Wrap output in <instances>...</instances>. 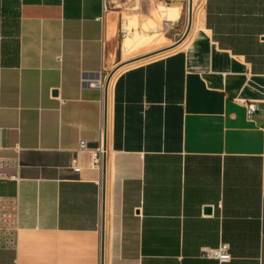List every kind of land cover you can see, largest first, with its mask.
<instances>
[{
	"label": "crops",
	"instance_id": "0c3cea01",
	"mask_svg": "<svg viewBox=\"0 0 264 264\" xmlns=\"http://www.w3.org/2000/svg\"><path fill=\"white\" fill-rule=\"evenodd\" d=\"M201 1L0 0V264H101L115 70L103 264H264V0Z\"/></svg>",
	"mask_w": 264,
	"mask_h": 264
},
{
	"label": "built area",
	"instance_id": "2783aa9c",
	"mask_svg": "<svg viewBox=\"0 0 264 264\" xmlns=\"http://www.w3.org/2000/svg\"><path fill=\"white\" fill-rule=\"evenodd\" d=\"M239 103H241L242 105L246 107L248 116L252 115L257 110V107L253 102H246L245 100H239ZM79 150L90 151L91 157H92L93 168H95L97 171L101 173L102 165H103V155L106 154V148L104 146V142L92 148L87 146L84 142H80ZM74 170L78 172L80 171V168L75 167ZM202 255L208 258H214L218 260L220 263H226L230 260V255L228 253L227 245H221L218 248L212 249V250L205 249L203 250Z\"/></svg>",
	"mask_w": 264,
	"mask_h": 264
},
{
	"label": "water",
	"instance_id": "95a60500",
	"mask_svg": "<svg viewBox=\"0 0 264 264\" xmlns=\"http://www.w3.org/2000/svg\"><path fill=\"white\" fill-rule=\"evenodd\" d=\"M191 17H192V0H190L189 2V19H188V26H187V30L184 34V38L186 37V35L189 32V29L191 27ZM183 38V40H184ZM182 40V41H183ZM181 41V42H182ZM180 42V43H181ZM179 43V44H180ZM178 44V45H179ZM116 71V70H115ZM112 72L110 74V76L108 77V79L106 80V86H105V97H104V143L106 142V130H107V88L109 85V82L113 76V74L115 73ZM97 144H91L90 147H96ZM105 146V145H104ZM105 155H103V165H102V229H101V264H103L104 261V229H105V169H106V163H105ZM210 208H206L205 212L206 213H210Z\"/></svg>",
	"mask_w": 264,
	"mask_h": 264
},
{
	"label": "rangeland",
	"instance_id": "374dc122",
	"mask_svg": "<svg viewBox=\"0 0 264 264\" xmlns=\"http://www.w3.org/2000/svg\"><path fill=\"white\" fill-rule=\"evenodd\" d=\"M201 4H202V1L201 0H193V9H194V11L196 12V11H198L199 10V8L201 7ZM186 44V43H185ZM185 44L182 46V47H180L179 49H181V48H183L184 46H185ZM178 49V50H179ZM171 50V49H170ZM168 51V50H167ZM176 51V50H175ZM172 52H174V51H172ZM172 52H168V53H166V54H163V55H161V56H166V55H168V54H170V53H172ZM162 53V52H161ZM156 55V54H155ZM155 55H152V56H149V57H146V58H148L147 60H145V61H143V62H146V61H149V60H152V59H155V58H158V57H161V56H155ZM155 56V57H154ZM146 58H143V59H146ZM140 60H142V59H140ZM139 60V61H140ZM138 63H140V62H138ZM142 63V62H141ZM129 65H132V64H129Z\"/></svg>",
	"mask_w": 264,
	"mask_h": 264
},
{
	"label": "bare ground",
	"instance_id": "6f19581e",
	"mask_svg": "<svg viewBox=\"0 0 264 264\" xmlns=\"http://www.w3.org/2000/svg\"><path fill=\"white\" fill-rule=\"evenodd\" d=\"M184 42V41H183ZM182 42V43H183ZM182 43H180L179 45H177L176 47H178V46H180ZM176 47H174V48H176ZM174 48H172V49H174ZM170 50V49H169ZM112 79V78H111ZM111 81V80H110ZM110 83V82H109ZM106 146H107V144H106ZM108 152V150H107V148H106V153Z\"/></svg>",
	"mask_w": 264,
	"mask_h": 264
}]
</instances>
